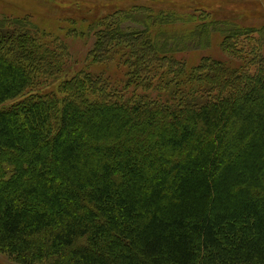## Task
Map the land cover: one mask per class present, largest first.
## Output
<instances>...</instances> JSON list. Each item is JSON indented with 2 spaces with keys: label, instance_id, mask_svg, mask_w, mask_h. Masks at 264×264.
I'll list each match as a JSON object with an SVG mask.
<instances>
[{
  "label": "trees",
  "instance_id": "trees-1",
  "mask_svg": "<svg viewBox=\"0 0 264 264\" xmlns=\"http://www.w3.org/2000/svg\"><path fill=\"white\" fill-rule=\"evenodd\" d=\"M174 19L133 7L81 21L102 70L63 98L39 92L62 72L58 44L0 20V254L264 264V25L201 24L187 40L206 49L217 33L226 56L189 67Z\"/></svg>",
  "mask_w": 264,
  "mask_h": 264
},
{
  "label": "rangeland",
  "instance_id": "rangeland-1",
  "mask_svg": "<svg viewBox=\"0 0 264 264\" xmlns=\"http://www.w3.org/2000/svg\"><path fill=\"white\" fill-rule=\"evenodd\" d=\"M133 7L148 8L152 14L163 13L175 18L170 25H166L168 29H164L170 35L179 37L178 41H183V49L176 57L189 67L200 66L208 55L216 59L226 56L218 47L221 37L217 33L211 35V45L206 49L196 47L191 39L187 40L192 31L198 33L197 28L201 24L214 21L255 30L264 25V0H0V20L25 18L40 33H45L50 41L58 44L63 54L62 72L51 77L39 92L63 98L67 95L60 90L64 82L86 74L95 76L102 70L101 66L91 65L89 53L95 37L93 32L82 27L87 22L82 24L81 21L92 24L117 10ZM244 42L240 46L246 55L248 43ZM111 86L115 87L114 83ZM0 264L17 263L0 254Z\"/></svg>",
  "mask_w": 264,
  "mask_h": 264
}]
</instances>
